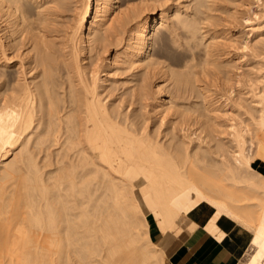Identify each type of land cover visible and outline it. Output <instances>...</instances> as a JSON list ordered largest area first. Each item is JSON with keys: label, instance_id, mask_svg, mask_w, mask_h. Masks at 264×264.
<instances>
[{"label": "bare ground", "instance_id": "obj_1", "mask_svg": "<svg viewBox=\"0 0 264 264\" xmlns=\"http://www.w3.org/2000/svg\"><path fill=\"white\" fill-rule=\"evenodd\" d=\"M70 1L0 0V264H264V0Z\"/></svg>", "mask_w": 264, "mask_h": 264}, {"label": "crops", "instance_id": "obj_2", "mask_svg": "<svg viewBox=\"0 0 264 264\" xmlns=\"http://www.w3.org/2000/svg\"><path fill=\"white\" fill-rule=\"evenodd\" d=\"M222 225L228 230L230 222L225 220ZM196 230L185 239H173L171 242L175 243L174 247H169L171 243L166 246L169 257L175 264H248L244 257L250 235L232 231L223 240H215L204 229ZM231 230L232 228L229 231ZM152 236L154 238L153 234Z\"/></svg>", "mask_w": 264, "mask_h": 264}, {"label": "rangeland", "instance_id": "obj_3", "mask_svg": "<svg viewBox=\"0 0 264 264\" xmlns=\"http://www.w3.org/2000/svg\"><path fill=\"white\" fill-rule=\"evenodd\" d=\"M74 1H76V0L70 1L68 4L64 5L63 8L59 7L57 9V13L59 14L60 21L64 22L61 24L62 26H66L67 24L75 23L79 17V12H80L79 9L80 8H79V5H77V4H80V1L79 0L77 2H74ZM73 4H75V5H73ZM254 5H256V3H254ZM69 6H71V7H69ZM75 6H77V7H75ZM89 18H90V15H89ZM65 21H66V23H65ZM151 216H153V215H151ZM151 229H152V232L154 233L153 234L155 237L154 241H160L162 239V234L158 231V229L154 225H152ZM173 239H175V238H172V240ZM179 239H184V238H179ZM172 240H170L168 243V244L171 243L169 245L170 248L172 246L174 247V245H175V243L171 242ZM165 252H167V254H168L167 247H165ZM167 256H168V259L171 260V258L169 257V254Z\"/></svg>", "mask_w": 264, "mask_h": 264}]
</instances>
